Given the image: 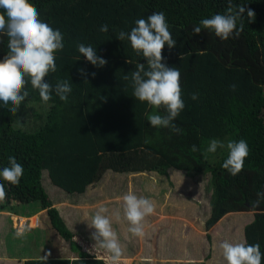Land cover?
Returning <instances> with one entry per match:
<instances>
[{
  "label": "trees",
  "instance_id": "trees-1",
  "mask_svg": "<svg viewBox=\"0 0 264 264\" xmlns=\"http://www.w3.org/2000/svg\"><path fill=\"white\" fill-rule=\"evenodd\" d=\"M29 2L36 7L42 21L63 35L64 48L55 53L57 71L49 72L45 81L55 85L66 80L72 92L67 101H61L53 92L52 99L45 103L25 77L28 83L24 90L29 96L15 113L9 111L11 103L4 105L0 101V169L9 166V156H14L24 167L17 185L0 178L6 192L5 198L0 200V209L21 210L22 216L35 215L33 219L42 211L40 224L48 227L49 233L54 231L65 245L52 254L40 248L37 239L38 254L18 258L20 264H112L104 256L98 257L84 249L85 235L79 233L83 230L81 223L78 227L72 218L67 219L69 207L54 206L43 185L44 173L51 181L48 188L53 185L62 191L61 195H67L61 200L88 195L90 189L107 180L110 172L122 178L136 175L167 178V187L172 184L183 192L187 190L184 182L187 176L210 175L211 204L203 224L207 243H212L210 231L220 225L227 231L222 230L230 242L259 243L264 254V202L257 208L251 206L257 192L264 191V0H231L234 7L240 5L253 10L255 17L249 22L245 13L239 38L227 41L208 29L202 28L197 35L193 27L203 18L225 13L229 0ZM153 12L165 14L169 31L176 40L174 48L164 46L162 56L164 63L180 71L185 107L173 121L181 129L179 133L150 125L148 114L166 113L163 107L156 109L133 96L131 72L140 63L147 67L146 60L142 53L133 50L130 41L116 39L117 32H130L137 19H146ZM103 24L109 26L106 33L99 30ZM239 24L240 21L237 27ZM79 43L91 45L107 64L93 66L78 52ZM8 51V37L0 33V60ZM80 68L89 74L95 72V77L88 75L85 82L78 71ZM231 85L236 86L235 90ZM193 93L197 94V100L191 99ZM30 113L33 125L17 127L18 118ZM212 139L247 142L249 155L236 176L222 167L228 150L218 162L212 160L211 153H206ZM193 145L198 149L195 152ZM176 174L181 179H177ZM117 193L124 196L128 191L126 187L118 188ZM188 203L190 207L184 206L174 215L184 218L182 228L189 215L196 211V202L190 198L184 205ZM107 208L106 215L110 219L114 217L115 224L122 221L123 201ZM116 209L121 210L119 219ZM180 211L185 215H180ZM94 215L89 213L82 220L86 232H91L87 229L92 228ZM170 221L174 224L176 219ZM12 222L14 218H10V224ZM153 232L144 233V239H152ZM12 233L11 228L8 240L12 239ZM46 236L45 233L43 237ZM31 241L15 236L14 253L21 255V250ZM121 248L123 253V246ZM157 248L155 261L161 257L160 242ZM146 249L154 250L147 246ZM70 251L78 256L69 257ZM201 252L202 248L198 247L195 254ZM103 253L107 251L103 249ZM8 254L12 252L9 250ZM261 264H264V255Z\"/></svg>",
  "mask_w": 264,
  "mask_h": 264
},
{
  "label": "clouds",
  "instance_id": "clouds-1",
  "mask_svg": "<svg viewBox=\"0 0 264 264\" xmlns=\"http://www.w3.org/2000/svg\"><path fill=\"white\" fill-rule=\"evenodd\" d=\"M0 33L8 37V53L0 60V101L4 105L11 103L10 112L15 113L21 103L29 96L24 90L30 79L33 89L38 90L41 100L47 103L52 99V93L61 101H67L72 92L70 83L66 80L55 85L45 81L49 72H56L55 53L64 48L63 35L58 29H53L48 23L42 21L36 7L29 0H0ZM247 14L251 22L255 13L245 6H233L231 0L225 13H217L210 18H203L197 26L193 27L195 34H200L202 28L214 31L215 35L223 41L229 38L238 39L243 31L242 17ZM240 21L239 27L237 22ZM108 32L109 26L103 24L99 29ZM116 39L130 41L131 47L138 54L142 53L146 60L136 65L131 72L133 96L141 102L165 110V115L148 114L147 119L151 126L157 128H170L179 133L181 129L173 123L185 107L181 98L180 71L177 67H169L164 63L162 50L165 45L169 49L176 46L169 31V25L163 12H153L146 19L135 21V27L130 32L120 30ZM78 52L86 57L93 66L103 67L107 61L97 56L96 50L91 45L79 43ZM127 62V61H126ZM80 75L93 78L96 73H87L85 69H78ZM125 80L129 79L126 75ZM235 90V85H231ZM192 100H197V94L191 95ZM227 148L228 155L222 167L232 176L242 171L244 160L249 155V146L244 139L239 141L229 140L226 145L218 139H212L206 153H215L218 148ZM196 145L192 151H197ZM8 165L0 169V178L10 184L17 185L24 174V167L18 163L14 156L8 157ZM6 196L4 185L0 184V200ZM123 215L129 222L128 231L137 237L144 235V220L155 211L153 202L147 198L138 197L134 193H127L122 197ZM264 202V191L257 192V199L251 202L253 208L259 207ZM108 208L100 205L92 218L90 227L95 229L92 238L111 254L112 264H118L122 256V248L113 230L111 220L106 213ZM119 219V213L116 214ZM39 223V221H38ZM226 264H261L262 254L260 244H247L246 242L224 241L219 246Z\"/></svg>",
  "mask_w": 264,
  "mask_h": 264
},
{
  "label": "rangeland",
  "instance_id": "rangeland-1",
  "mask_svg": "<svg viewBox=\"0 0 264 264\" xmlns=\"http://www.w3.org/2000/svg\"><path fill=\"white\" fill-rule=\"evenodd\" d=\"M22 122H24V124H22ZM33 122V116L30 113L29 115L18 118L17 127L25 126L24 128H29L33 125ZM224 143L226 145L227 141ZM226 152V147L223 149L218 148L215 153H211L213 156L212 160L218 162L219 158ZM172 173L173 172H171V174ZM114 174L115 173L110 172V175L107 176V180L103 179L99 184L90 189L88 195L80 197V199L77 197L73 198V196L65 200L60 199L63 195L67 196L65 193L61 195V190L53 187V185H50L51 188H48L47 185L51 182L48 174L44 173L43 176V185L46 187L47 192L53 200L54 206L57 208L62 205L69 207L66 213L67 219L72 218L74 225L77 224V226L81 223V229L83 230H80L79 233L85 235L83 236L85 248H87L89 252L98 257L104 256L107 260L112 262L108 252L99 253L100 250L103 251V248L92 238L95 229L90 228L87 230H91V232H86L82 224L84 221L82 220H84L89 213L95 214L100 205L107 207L116 202H122L123 196L117 193L118 188L126 187L128 193H134L138 197H147L153 202L155 211L152 215L147 216L143 223L145 234L150 231L154 232L152 239L149 237L148 240H145L144 237L133 236L128 231L130 224L124 218L123 214L122 221L116 224L114 217H112L110 219L112 228L117 233L120 245L123 246L124 250L120 258L122 262L125 260L126 264H226L222 255V249L219 246L224 241H231V239L229 241V238L225 236V232L227 231H225L222 226L217 225L210 231L211 236H213L212 243L208 244V241L205 240L207 233L204 230L203 224L210 211L212 196L210 175L187 176L184 181L187 183V190L183 192L178 189V187L176 189L172 184L170 187H167L169 186L167 178L156 177L154 175H136L122 178ZM173 178L174 177H172V179ZM176 178L181 179L177 174ZM190 198L196 202L194 206V210L196 211L189 215L188 219H186L187 223H184V228H182L181 221H184V218L174 215H176L178 212L177 210L180 208L184 206L190 207L189 203L184 205V201L190 200ZM82 201L84 202L82 203ZM17 207L18 206L15 208L17 209ZM116 210L117 213L121 212V210ZM21 213V210L12 212L9 208L0 209V264H8L9 261L10 264H15L18 258L21 260V258H25L26 256H35L38 254L36 244L38 241L35 240L37 236L40 248L47 249L49 250L47 252H51L52 254L53 250H60L62 249L61 247L65 246L54 231H50L49 233L48 227L45 228V226L40 224L41 222L37 223V221H40L42 211H39L38 214H36L37 218L34 219L32 217L35 215L25 214L22 216ZM179 214L185 215L182 211H180ZM10 218H14L12 224H10ZM172 218L176 219L174 224L170 221ZM11 228L14 230L15 236L21 239L32 240L29 246L21 250V255L14 253L16 252V250H13L16 243H12L15 238L13 233L12 239L8 240V234ZM39 230L40 232L38 233ZM222 230L225 232H222ZM45 233L47 236L43 237ZM82 242L84 243V241ZM86 242L88 243L86 244ZM158 242L161 243V260L157 259L155 261V256L156 253L158 254L159 249L157 248ZM202 242H204L205 245H202ZM54 245L57 248H53ZM209 245L211 246L210 248ZM146 246L147 248H154V250H147ZM198 247L202 248L200 255L195 254ZM9 250L12 252L11 255L8 254ZM40 251L41 249L39 252ZM168 257H170L171 261L167 260ZM122 262H118V264H122Z\"/></svg>",
  "mask_w": 264,
  "mask_h": 264
},
{
  "label": "crops",
  "instance_id": "crops-1",
  "mask_svg": "<svg viewBox=\"0 0 264 264\" xmlns=\"http://www.w3.org/2000/svg\"><path fill=\"white\" fill-rule=\"evenodd\" d=\"M85 229V228H84ZM38 238H35V240H37ZM85 250H87V248H84ZM103 253V251L102 250H100V252L99 253ZM68 256L69 257H72V258H76L77 256H78V254L77 253H75V252H73V251H70V252H68ZM102 258V257H101ZM8 264H10V261L8 262ZM15 264H20V261H19V259L18 260H16V263Z\"/></svg>",
  "mask_w": 264,
  "mask_h": 264
},
{
  "label": "bare ground",
  "instance_id": "bare-ground-1",
  "mask_svg": "<svg viewBox=\"0 0 264 264\" xmlns=\"http://www.w3.org/2000/svg\"><path fill=\"white\" fill-rule=\"evenodd\" d=\"M33 220V219H32ZM36 222V221H35Z\"/></svg>",
  "mask_w": 264,
  "mask_h": 264
},
{
  "label": "built area",
  "instance_id": "built-area-1",
  "mask_svg": "<svg viewBox=\"0 0 264 264\" xmlns=\"http://www.w3.org/2000/svg\"><path fill=\"white\" fill-rule=\"evenodd\" d=\"M37 223H38V221H37Z\"/></svg>",
  "mask_w": 264,
  "mask_h": 264
}]
</instances>
